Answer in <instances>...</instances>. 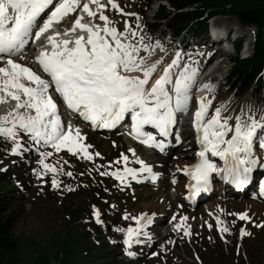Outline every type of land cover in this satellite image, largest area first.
Listing matches in <instances>:
<instances>
[{"label":"snow or ice","instance_id":"6c2138e0","mask_svg":"<svg viewBox=\"0 0 264 264\" xmlns=\"http://www.w3.org/2000/svg\"><path fill=\"white\" fill-rule=\"evenodd\" d=\"M108 6L122 11L115 0H108L107 4L101 0H0V60L6 59V66H0V101L9 97L16 102L6 114L0 115V137L11 143L12 154L24 150L21 140L27 137L33 145L50 147L55 152L66 148L74 155L82 153L86 159L100 155L87 151L91 146L81 143L83 137L78 129L74 130L70 123L65 126L50 88L59 94L68 110L78 113L95 127H113L129 115L134 137L157 148H162L161 142L151 133L142 132L143 127L152 126L160 136H167L176 123V114L189 109L196 69L180 66V52L177 51L175 58L151 82L161 61L147 63L146 57L141 55L142 51H150V46L144 43L145 37L138 35L126 21L123 31L115 27L104 14ZM74 12L78 14L71 28L63 32L53 30L41 40L43 34L49 33L54 25H59L63 18ZM84 14L89 17V23L82 22ZM96 19L103 23H95ZM30 39L40 40L41 50L35 59L50 79L13 60L12 57L21 53ZM174 68L179 70L173 71ZM25 80L27 84L23 82ZM203 89L211 91L207 84ZM196 103L193 126L200 150L196 153L197 162L184 169L195 181L190 185L192 195L207 190L212 173L230 179L238 186L245 184L252 166L257 163L254 148L258 145L264 151V113L257 116L249 111L245 114L241 109L239 113L225 114L226 104L210 111L212 100L207 96L198 98ZM21 109L25 111L21 112ZM36 150L39 152V148ZM129 151L135 156L133 149ZM207 153L219 157L223 167L213 162ZM39 155L38 163L43 169L40 175L63 172V168L46 162L53 152H39ZM121 161L125 162V167L110 174L122 183L129 177L136 180L139 173H152L151 166L138 158L139 169L127 166L126 155L121 154L115 163ZM64 174L72 176L71 171ZM108 174L100 173L102 176ZM51 185L59 187L55 175ZM259 187L260 194L264 195V181ZM92 215L97 223L102 222L95 206ZM237 215L240 220L249 219L246 213ZM132 219L137 222L135 228L118 229L125 232L124 244L141 243V235L150 239L149 233L141 230L152 223L151 217L142 213ZM262 225L264 222L255 226ZM175 227L179 229L181 225ZM219 230L222 233L229 231L227 227ZM183 231L185 236L190 235L187 227ZM240 234L249 233L241 228ZM127 254L135 255L133 252Z\"/></svg>","mask_w":264,"mask_h":264},{"label":"rangeland","instance_id":"374dc122","mask_svg":"<svg viewBox=\"0 0 264 264\" xmlns=\"http://www.w3.org/2000/svg\"><path fill=\"white\" fill-rule=\"evenodd\" d=\"M145 1L117 0L116 3L121 7L120 9H124L127 16H122L123 11L114 10L110 6L106 8L105 14L108 15L114 26L121 31L124 30L125 21L128 24L130 23L133 30H141L142 27L138 28V20L135 19L134 21L131 16H137L138 14L142 16V9H144L143 12L146 15L151 16L155 4L147 6ZM130 13L134 15H129ZM220 19L224 20V25L225 22L233 21L240 27L239 29L242 32L247 31L246 26L238 23L234 18L223 16ZM148 21L153 23L149 18ZM144 37V43L150 46V51H142L141 55L146 57L149 64L157 60L161 61L157 66V72L151 78L152 82L153 78L158 77L163 71V68L168 64L167 61L175 57L177 51L180 52V61L183 51L176 48L177 41L170 43L168 46L159 44L158 47L157 44H149L150 39ZM189 37V34L180 35L175 40L183 39V45L189 40ZM201 39L202 37L197 38L199 41ZM246 42L249 46L253 43L251 38L249 39V35ZM226 49L230 51L229 55L233 57L231 45H227ZM24 58H26V55ZM206 62L203 65L205 68L201 73V78L203 77L202 74L208 75L210 72H214L211 75L210 99L212 100L213 97L218 98L220 105H227L228 103L231 105L232 102H228L224 94L219 92L213 79V76L223 75L228 71L231 65L229 57L215 58L214 56ZM194 69H196V77L199 79V59L198 62L196 61ZM218 84L223 86L222 83ZM226 95L232 97L231 92H228L227 89ZM211 106L212 109L217 107L214 106L213 101ZM239 112L240 110L227 109L225 114ZM83 134L86 137L83 144L91 146L87 151L93 154L98 152L99 156L93 155L92 159H86L82 153L74 155L68 151L55 152L52 148L33 145L31 142L24 141V139L21 140L24 150L12 154L10 151L11 143H6L0 137V170L6 168L9 159L16 160L19 158L22 166L19 168L21 174L19 181L13 182L10 175L7 179L3 177L4 173H0V187L2 185L7 187L6 182L9 181L8 188L12 192L8 195L2 193V195L10 200L12 204L14 203V206L19 205L17 206L21 216L15 225L14 233L20 242L19 257L23 258L26 263H30L32 260L36 262L41 253L43 254L45 250L55 247L59 237H63L66 231L73 236L81 235L84 230L89 231L91 234L94 233L93 229L88 230L89 226L86 225L88 222L84 219L85 211L82 208L84 201L90 208L92 205L99 206L102 212V223H109L110 231H107L102 223L95 226L97 231L100 232L97 239L107 242L108 251H110V255L117 264H218L220 260L227 264H237L240 259L246 262L250 261L253 245L256 247V249L253 247L255 251H258L260 264H264V225L261 227L255 226L264 222L263 203L255 200L250 201L249 199H234L235 201H231L219 199L213 195L204 204H200L193 210L189 209L184 202L182 203L179 200L181 192L177 189L183 188V186L174 184L172 179L167 177L170 175L169 173L178 172L181 162L177 159L169 157L167 161L166 156H157L153 152H149L150 150L142 151L131 147L130 142L123 136L114 135L106 138L92 135L87 131H84ZM189 141L190 139L186 140V142ZM37 148H39V152H53V155L48 157L46 162L55 165L57 168H63V172L56 174L48 172L40 175L43 169L38 163L40 155L36 150ZM129 149L134 150L135 156L133 153L131 154ZM179 152L183 156L187 155L189 157L192 155L187 150H179L176 154ZM121 154L133 160L135 165V157L143 158L148 164L150 161L155 165L160 164L156 167L163 171L162 178L153 179L148 177L151 176L150 173V175L144 176L148 172H142L138 174L136 180L129 177L126 183L115 179L110 173L118 168L122 170V161L115 163L121 157ZM129 163H132V161ZM138 167L141 166L136 165L137 169ZM13 170H9V172ZM68 171L72 172V176L64 174ZM101 172H108L109 174L102 176L100 175ZM155 172L154 174H161L160 171ZM53 175L58 180L59 187H52ZM94 195H96L98 201L91 203ZM226 196H232V194L228 193ZM207 203L216 206L214 212L207 211ZM79 206L83 212H79L77 217L82 218H78V220L69 218ZM77 210L79 211V209ZM142 213L147 214L152 219V223L141 230L142 232H148L150 239L141 235L139 237L141 243L124 244L125 232L118 231V229L126 230L129 226L135 228L137 222L132 217H140ZM240 213H246L249 219L240 220L237 215ZM126 215L127 219L125 218ZM181 217L187 219L181 220ZM110 218L111 220H109ZM178 224L181 225L179 229L175 227ZM185 227L190 232L189 236L184 235L183 228ZM223 227H227L229 231L222 233L219 229ZM241 228L249 234L241 236ZM128 252H133L135 255L129 256ZM152 253H156V255H152ZM256 259L253 258L252 261L254 262ZM106 261L108 260L104 259L103 263L109 264ZM83 264L87 263L83 261Z\"/></svg>","mask_w":264,"mask_h":264},{"label":"trees","instance_id":"16d2710c","mask_svg":"<svg viewBox=\"0 0 264 264\" xmlns=\"http://www.w3.org/2000/svg\"><path fill=\"white\" fill-rule=\"evenodd\" d=\"M155 0H146L148 6ZM168 3L173 9L171 12L163 4L158 3V8L155 12L154 22L149 24L148 29L151 33H155L162 38H176L180 33H191L194 36H203L206 33V18L212 15H224L236 18L239 23L255 27L254 42L252 46L251 57L246 59L237 58L226 75L225 80L231 90L235 89L238 94L253 91L251 96L259 99L261 94L258 90L263 86L258 83L253 85L254 78L262 70L264 60V0H157ZM191 7L190 10H184ZM153 19L150 18V20ZM161 20L160 22H156ZM163 21V22H162ZM148 34H150L148 32ZM240 48L239 43L236 45V50ZM258 80V78H257ZM256 80V81H257ZM4 177V176H3ZM2 177V178H3ZM1 185V184H0ZM8 195L9 191L5 185L0 187V264H105L106 259L109 264H117L113 258L107 253L106 243L100 239L96 242L95 235L84 230L81 235H71L68 231L63 237H59L55 243L56 246L45 250L43 254L30 263L19 257L20 242L14 233L15 225L17 224L21 213L18 211V204L13 205L10 200L4 195ZM96 195L91 199V203H96L98 200ZM84 219L88 222L86 225L91 226L92 206L89 207L83 201L82 205ZM79 209V211L77 210ZM81 207H77L69 218L77 219L79 212H83ZM89 230V229H88ZM250 254V261L246 262L240 259L237 264H260L259 254L255 249ZM52 251V253H51ZM258 256V257H257ZM253 258H257L254 262ZM218 264H227L224 261H219Z\"/></svg>","mask_w":264,"mask_h":264},{"label":"bare ground","instance_id":"6f19581e","mask_svg":"<svg viewBox=\"0 0 264 264\" xmlns=\"http://www.w3.org/2000/svg\"><path fill=\"white\" fill-rule=\"evenodd\" d=\"M115 2H116V0H115ZM101 3H104V4H107L108 3V0H101ZM158 3H160V4H163V5H165L166 7H167V9L168 10H170L171 12L173 11V9L172 8H170L169 7V5H168V3H166V2H164V1H157V0H155V1H153L150 5H152V4H155L154 6L155 7H153L154 8V10H153V12H152V14H151V16H149L148 18H149V20H150V18H152L153 17V15H154V12H155V10H157V8H158ZM91 6V5H90ZM92 7H94V6H92ZM121 8V7H120ZM106 9V8H105ZM104 9V10H105ZM191 9V7H187V8H185L184 10H190ZM79 11V10H78ZM122 12V11H121ZM78 14V12H74V13H71V14H69L67 17H65V18H63L62 20H61V22H60V24L59 25H54V28L53 29H50L49 30V33H45V34H43L42 35V37H41V40H43L44 39V36H46V35H48V34H50L53 30H55V31H60V32H63L66 28H71V26H72V23H73V21H74V19H75V17H76V15ZM104 14H105V12H104ZM121 14V13H120ZM106 15V14H105ZM224 15H212V16H208L207 18H206V33H205V35H203V36H194L193 34H191V33H180V35H187V34H189L190 35V37H189V39H197L198 37L200 38V37H202V39H201V42L203 43V44H206V45H211L212 47H214V46H219V47H222V48H225L226 49V46L227 45H231V48H232V50H231V53H233V56H235V57H240L239 56V54L241 53L242 55H248V53H249V51H250V54L248 55V56H250L251 55V52H252V46H253V43H252V45H250L249 46V44H247V42H246V38H247V36L249 35V39L251 38V41H253L254 42V33H255V31H254V29H255V27L253 26V25H249V26H246L245 28L247 29V31H241V29H239L240 27L238 26V25H236L235 24V22H233V21H229V22H225V25H224V23H223V21L224 20H222V19H220V18H222ZM225 17H231V16H225ZM218 18V19H217ZM231 18H234V17H231ZM110 19V18H109ZM234 19H236V18H234ZM233 19V20H234ZM111 20V19H110ZM237 20V19H236ZM148 21V20H147ZM238 21V20H237ZM82 22L83 23H89L90 21H89V17L86 15V14H84L83 15V18H82ZM138 22H139V27L138 28H141V26L140 25H142L141 24V21L138 19ZM149 22V21H148ZM95 23H100V24H102L103 22H101V21H98L97 19L95 20ZM238 23H239V21H238ZM241 24V23H240ZM239 24V25H240ZM128 25H130V23L128 24ZM254 28V29H253ZM136 31H137V29H135ZM245 30V29H244ZM223 32V33H222ZM241 32V33H240ZM246 34H245V33ZM251 32H253V33H251ZM226 33L227 34H229V35H226ZM224 34V35H223ZM232 34H236V35H238L239 37L238 38H236V36L235 35H233V36H230V35H232ZM180 35H178L176 38H172V39H177V38H179V36ZM215 35V36H214ZM247 35V36H246ZM69 38H71V37H69ZM169 38H171V37H169ZM233 40H236V42H234V43H232L231 41H233ZM204 41V42H203ZM237 43H239V45H240V48L238 49V50H236V45H237ZM250 44H251V42H250ZM30 47V49L31 50H33V55L36 57V56H38L39 55V52H40V50H41V47H40V40H36V41H32V43H31V45L29 46ZM224 50V49H223ZM226 53H229L230 54V52H228V51H226V50H224ZM233 51V52H232ZM206 52V51H205ZM205 52L203 53V56H205ZM202 56V57H203ZM214 57V55H212V56H210L206 61H209L211 58H213ZM21 59H24V60H26L27 59V62H32V56L28 59V54L26 55V58H24V56H22L21 57ZM207 63V62H206ZM205 63V64H206ZM203 62H202V58H200L199 59V79H197V77L195 78V81H194V85H193V88H192V90H191V93H190V96H191V103H190V105H192V108L191 109H189L188 110V112L190 113L191 112V114L193 115V112L196 110V107H197V103H196V101H197V99L198 98H200V97H204V96H206V92H208L209 93V90H205V89H203V85H205V84H207V85H209V86H211V83H212V81H211V75L214 73L213 71L212 72H210L208 75H206V74H202L203 75V77L201 78V73H202V71H203V69L205 68V66L203 67ZM180 66H183V64H182V62H181V64H180ZM161 70V69H160ZM179 69L178 68H176L174 71H178ZM217 72H218V70H217ZM205 75V76H204ZM157 77H155V78H153V80H152V82H154V80L156 79ZM46 79V78H45ZM199 85V86H198ZM261 88H263V86H261ZM260 88V89H261ZM49 92L52 94V97H53V99H54V101L56 102V103H58V100H59V103H60V96L58 95V93H55L54 91H53V89L52 88H50L49 89ZM0 95H2V94H0ZM59 97V98H58ZM15 101L14 100H12L11 98H9V97H6L5 98V100H3V101H0V115H4V114H6L11 108H13L14 106H15ZM212 110V106H210V111ZM21 112H24L25 110L24 109H21L20 110ZM70 112H72L71 114H69L70 116L72 115V114H76L75 112H73V111H71L70 110ZM77 115V114H76ZM74 119V118H73ZM61 120L64 122V124H65V126H67V124L68 123H70L71 125H72V121H71V119H70V117L67 115V114H65V117H62L61 118ZM72 127H73V129L74 130H76V129H78L79 130V133L81 132V130L85 127L83 124H78V127H75V126H73L72 125ZM80 135L82 136V134L80 133ZM82 141H83V139H82ZM82 141H81V143H82ZM130 141V140H129ZM131 142V141H130ZM177 145V143H176V141L175 140H173L172 141V146H176ZM138 148L140 149V150H142V151H146V150H148L147 148H142L141 146H138ZM179 151V150H178ZM184 157V158H183ZM179 158H183L182 160H180L181 161V163L179 164V169L177 170L178 172H179V170L182 168V166H183V164H189V160H194V158H192V155L191 156H187V155H185V156H179ZM141 159V158H140ZM143 159V158H142ZM143 161H144V159H143ZM144 162H147V161H144ZM152 165H154V167L152 168V173H150L151 174V176H153V174L154 173H156L155 171H160L161 172V174H159V173H157L156 175H155V178H162V176H163V171L162 170H159V168L158 169H156L155 168V166H160V164H158V165H155V164H152ZM155 171H154V170ZM149 173H146V174H144V176H148V175H150ZM170 175H168L167 177L168 178H173L172 177V174L171 173H169ZM159 175H160V177H159ZM158 176V177H157ZM182 186H185V184H183ZM182 188V187H181ZM181 188H178L177 190L179 191V192H183V190L181 189ZM214 192V191H213ZM222 192V190L220 191V193ZM228 193H230V194H232V191H230L228 188H226L225 190H224V196H226ZM180 202H182L183 200L181 199V197H180ZM208 205H206V207H207V211H215V205L214 204H210V203H207ZM217 210V209H216ZM206 220V219H205Z\"/></svg>","mask_w":264,"mask_h":264}]
</instances>
